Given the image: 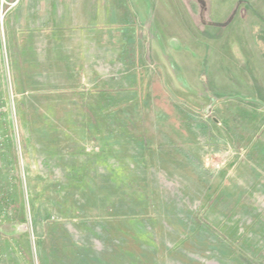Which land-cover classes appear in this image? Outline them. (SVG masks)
<instances>
[{
	"label": "rangeland",
	"instance_id": "obj_1",
	"mask_svg": "<svg viewBox=\"0 0 264 264\" xmlns=\"http://www.w3.org/2000/svg\"><path fill=\"white\" fill-rule=\"evenodd\" d=\"M27 1L0 0V264H264V0H135L72 91Z\"/></svg>",
	"mask_w": 264,
	"mask_h": 264
},
{
	"label": "crops",
	"instance_id": "obj_2",
	"mask_svg": "<svg viewBox=\"0 0 264 264\" xmlns=\"http://www.w3.org/2000/svg\"><path fill=\"white\" fill-rule=\"evenodd\" d=\"M130 1L28 0L21 5L22 11L18 20L25 28L27 21L36 24L37 21L51 23L55 53L63 55L56 63L59 65L62 62L65 65L63 69L69 72L68 77L71 79L67 86L72 91L79 86L98 84L97 55L105 54L107 52L105 47L109 44L113 47V42L111 40L108 45H104L101 40L99 44L89 45L88 39L112 33L113 31L109 32L111 30L107 29L110 27L109 23L117 24L121 20H129L137 11L135 0ZM147 5L144 4V12L141 15H148L151 12ZM19 27L21 28V25Z\"/></svg>",
	"mask_w": 264,
	"mask_h": 264
}]
</instances>
